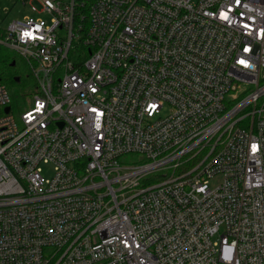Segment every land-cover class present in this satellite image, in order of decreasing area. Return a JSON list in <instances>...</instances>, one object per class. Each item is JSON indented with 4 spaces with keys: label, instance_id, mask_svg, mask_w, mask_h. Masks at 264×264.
I'll list each match as a JSON object with an SVG mask.
<instances>
[{
    "label": "built area",
    "instance_id": "obj_1",
    "mask_svg": "<svg viewBox=\"0 0 264 264\" xmlns=\"http://www.w3.org/2000/svg\"><path fill=\"white\" fill-rule=\"evenodd\" d=\"M20 1L0 46L37 92L18 123L0 86V264H264V0Z\"/></svg>",
    "mask_w": 264,
    "mask_h": 264
},
{
    "label": "rangeland",
    "instance_id": "obj_2",
    "mask_svg": "<svg viewBox=\"0 0 264 264\" xmlns=\"http://www.w3.org/2000/svg\"><path fill=\"white\" fill-rule=\"evenodd\" d=\"M31 5L23 6L22 2L20 0H0V22H1V28L3 30H6L8 26L14 22L15 20L23 19L25 16H32L31 13ZM3 48V47H2ZM8 51V50H6ZM13 56L17 57L16 54H14L11 51H8ZM19 59V66L18 70H20L21 74L24 76V83L18 84L16 86L6 85V88L9 92L10 98H11V107H12V115L15 117L16 121L20 122V115L23 113L26 109H28L34 99V95L36 94V82L31 76V71L29 67ZM253 88L250 89V91ZM249 91V92H250ZM248 94H245L243 98H245ZM169 114V110L166 109L161 112V116L165 117ZM119 163L122 166H144L149 163V161L141 157L139 155H127L122 157L119 160ZM41 172L43 179L45 181H48L53 176V167L51 165H44L41 167ZM168 172H163L162 174H166ZM163 180V178L160 179V181ZM159 182V180L154 181L150 184ZM219 182V179H216L212 185H215ZM53 254L52 250H49L46 252V255L50 257Z\"/></svg>",
    "mask_w": 264,
    "mask_h": 264
},
{
    "label": "trees",
    "instance_id": "obj_3",
    "mask_svg": "<svg viewBox=\"0 0 264 264\" xmlns=\"http://www.w3.org/2000/svg\"><path fill=\"white\" fill-rule=\"evenodd\" d=\"M21 61L24 62L23 60ZM18 66L19 59L0 46V86H5V84L16 86L24 83V76L18 70ZM32 78L34 79L33 76Z\"/></svg>",
    "mask_w": 264,
    "mask_h": 264
},
{
    "label": "water",
    "instance_id": "obj_4",
    "mask_svg": "<svg viewBox=\"0 0 264 264\" xmlns=\"http://www.w3.org/2000/svg\"><path fill=\"white\" fill-rule=\"evenodd\" d=\"M19 81V80H18ZM9 111V109L7 110V112Z\"/></svg>",
    "mask_w": 264,
    "mask_h": 264
}]
</instances>
